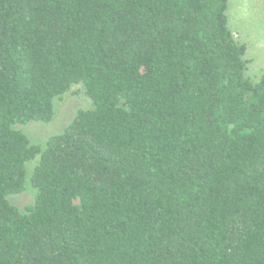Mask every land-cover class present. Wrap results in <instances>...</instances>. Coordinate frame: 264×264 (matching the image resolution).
<instances>
[{
	"label": "trees",
	"instance_id": "trees-1",
	"mask_svg": "<svg viewBox=\"0 0 264 264\" xmlns=\"http://www.w3.org/2000/svg\"><path fill=\"white\" fill-rule=\"evenodd\" d=\"M230 2L0 0V264H264V69ZM74 86L62 133L15 128Z\"/></svg>",
	"mask_w": 264,
	"mask_h": 264
},
{
	"label": "rangeland",
	"instance_id": "rangeland-1",
	"mask_svg": "<svg viewBox=\"0 0 264 264\" xmlns=\"http://www.w3.org/2000/svg\"><path fill=\"white\" fill-rule=\"evenodd\" d=\"M229 19L237 38L247 42L249 46L248 57L251 59L249 74L257 79L264 69V0H231ZM54 104L55 114L51 121L17 124L15 128L23 131L32 143L43 146L50 136L62 133L79 110L91 106L80 86H74L66 94L55 98ZM36 164L37 160H34L27 165L25 189L9 196L10 202L24 213L35 198V189L30 177Z\"/></svg>",
	"mask_w": 264,
	"mask_h": 264
}]
</instances>
